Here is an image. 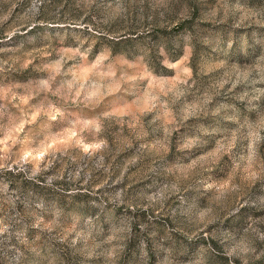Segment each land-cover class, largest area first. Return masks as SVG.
Masks as SVG:
<instances>
[{
    "label": "rangeland",
    "instance_id": "obj_1",
    "mask_svg": "<svg viewBox=\"0 0 264 264\" xmlns=\"http://www.w3.org/2000/svg\"><path fill=\"white\" fill-rule=\"evenodd\" d=\"M0 264H264V0H0Z\"/></svg>",
    "mask_w": 264,
    "mask_h": 264
}]
</instances>
